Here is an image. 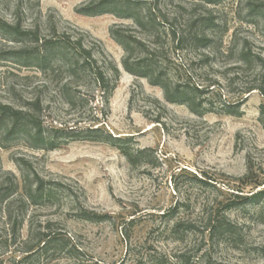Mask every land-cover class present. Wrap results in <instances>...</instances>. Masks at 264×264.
I'll use <instances>...</instances> for the list:
<instances>
[{
	"label": "rangeland",
	"instance_id": "obj_1",
	"mask_svg": "<svg viewBox=\"0 0 264 264\" xmlns=\"http://www.w3.org/2000/svg\"><path fill=\"white\" fill-rule=\"evenodd\" d=\"M87 1L0 0V101L20 102L31 91L28 84L44 78L35 66H25L19 53L35 43L17 41L5 22L39 26L46 35L53 24L58 32L85 33L98 64L119 70L108 105L91 76L63 94L56 85L63 74L45 75L53 80L41 92L45 123L66 135L83 131L80 136L99 126L101 131L89 133L92 139L62 134L67 142L53 150H32L24 141L0 147L2 171L20 180L16 159L24 158L29 163H22L24 172L66 186L46 205L24 207L23 196H16L10 223L0 210V264H264V199L225 208L237 199L234 193L249 196L264 189V127L258 120L264 96L258 89L246 93L250 87L264 89V0L142 3L143 14L148 8L169 18L178 13L179 27L192 16L214 18L211 47L196 51L199 58L214 50L210 63L200 65L199 79L217 81L207 97L211 109L202 115L166 101L161 88L126 72L123 49L110 28L135 25L110 13H78ZM155 5L159 11L152 10ZM243 45L260 60L246 67L237 63ZM169 53L177 67L184 64L186 51ZM228 102H240V116L223 113ZM106 132L125 139L127 150L145 152L130 163L105 141ZM82 208L103 219L81 218ZM216 215L231 224L230 233L210 236L208 222ZM44 235L54 237L47 250L39 245Z\"/></svg>",
	"mask_w": 264,
	"mask_h": 264
},
{
	"label": "trees",
	"instance_id": "obj_2",
	"mask_svg": "<svg viewBox=\"0 0 264 264\" xmlns=\"http://www.w3.org/2000/svg\"><path fill=\"white\" fill-rule=\"evenodd\" d=\"M205 3H213L214 0H200ZM145 0H88L84 2L77 12L83 15L93 16L100 13H110L123 19H131L136 28L125 27L114 24L110 28L112 39L119 44L124 52L122 66L131 75L147 79L149 84L158 86L163 91L166 101L175 104L185 105L192 113L202 115L210 108L207 103L208 95H212L217 81L205 83L201 81L199 75L201 66L210 63L214 56L211 52H202L196 56V51L202 49L206 51L211 47L214 37L213 28L216 25L211 16L190 17L182 27L179 23L181 15L174 14L171 18L161 14L159 6L155 5L159 13H152L148 7V12L143 14L142 3ZM7 32L19 39L17 41H28L35 43V47H23L19 52L24 59L25 66H35L37 71L43 74V80L38 84H28L31 91L21 96L20 102L10 100L0 101V147L8 148L11 145L24 141L25 145L32 150H53L65 143L62 139H90L89 133L101 131L99 126L88 127L87 136H80L78 133L70 132L67 135L64 131L52 124L47 125L43 119L44 99L42 90L48 88L53 80L46 78L49 71L58 70L63 74L57 80V90L66 94L71 86H82V82L87 76L101 91L105 103L108 105L115 82L119 77V70L116 66L109 64L105 70L98 64L94 56L93 47L86 45V34L74 35L69 32H58L53 24L50 34H41L39 26H23L20 22L4 23ZM137 32L139 34H137ZM186 51L185 62L176 66L169 52ZM260 60L259 57L252 56L246 46L240 49L238 61L240 65L249 66L252 59ZM240 69L236 67L235 69ZM181 76V77H180ZM37 83V82H36ZM34 85V86H31ZM258 89L264 96V89L250 87L246 90L249 93ZM209 95V96H210ZM241 102V101H240ZM240 102L236 104L224 103L223 113L232 116H240ZM70 103V101H67ZM259 122L264 127V104L259 106ZM72 134V135H70ZM92 139V138H91ZM63 141V142H61ZM105 141L122 153L130 163H134L145 149L127 150L124 147L125 139L105 133ZM67 142V141H66ZM19 170L22 172L21 179L12 172L2 171L0 175V210H3L5 217L10 223L13 202L18 195L23 196L24 207L30 205H46L51 203L56 193H64L66 186L55 180H46L37 172L25 170L23 165H27L24 158H17ZM252 166L249 162L247 175ZM198 181L203 182L202 179ZM205 183V182H203ZM237 198L233 202L227 203L225 208H231L237 203H258L259 199H264V189L258 190L249 196L234 193ZM232 204L234 206H232ZM17 207H21L17 206ZM79 216L83 219L93 221L103 219L102 216L90 213L83 208ZM24 222L23 216L16 221V227H20ZM15 224L12 225L15 226ZM182 223L177 221L173 224L174 231H179ZM230 223L225 217L219 215L210 217L208 230L210 236L216 234L225 235L231 232ZM16 228V229H17ZM54 241V237L44 235L39 241L41 249L47 250Z\"/></svg>",
	"mask_w": 264,
	"mask_h": 264
}]
</instances>
